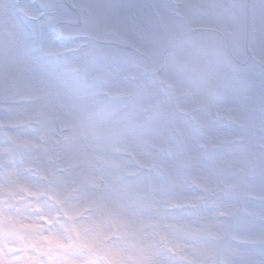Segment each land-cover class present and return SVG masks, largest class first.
<instances>
[{"label": "clouds", "instance_id": "clouds-1", "mask_svg": "<svg viewBox=\"0 0 264 264\" xmlns=\"http://www.w3.org/2000/svg\"><path fill=\"white\" fill-rule=\"evenodd\" d=\"M0 264H264V0H0Z\"/></svg>", "mask_w": 264, "mask_h": 264}]
</instances>
